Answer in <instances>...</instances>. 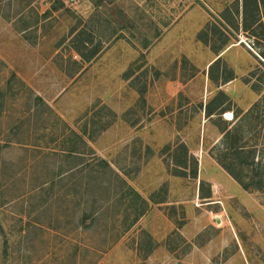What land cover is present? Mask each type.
<instances>
[{"label":"rangeland","instance_id":"rangeland-1","mask_svg":"<svg viewBox=\"0 0 264 264\" xmlns=\"http://www.w3.org/2000/svg\"><path fill=\"white\" fill-rule=\"evenodd\" d=\"M243 7L0 0V264H264V182L217 162L226 132L264 147Z\"/></svg>","mask_w":264,"mask_h":264},{"label":"trees","instance_id":"trees-1","mask_svg":"<svg viewBox=\"0 0 264 264\" xmlns=\"http://www.w3.org/2000/svg\"><path fill=\"white\" fill-rule=\"evenodd\" d=\"M262 8H264V0H244L242 28L245 31H247L252 25L251 18L250 19L248 18V12L254 11L256 14H259V11H261ZM252 18L254 19L253 21H255V23L258 24L257 18L255 17ZM219 59L220 58H218L215 61V63ZM15 79H16L15 76H13L12 80H10V83ZM260 89L261 87H259V90ZM261 104H263V102H257L256 104L253 105V107H251L247 111V115L250 116L251 120H254L256 118L255 112L259 111ZM212 114H213L212 111L206 110L207 116H211ZM259 126L257 124L256 129L252 127L248 132L250 135L252 134V137L255 140V143L252 144V146L250 147H248L249 145L247 144L246 141H244L246 135L242 133V130L240 132H238L237 130L226 132L224 135V142L222 143L220 154L217 159V162L220 164L222 169L226 171L244 190H248V189L259 190L262 188L261 182L262 181L264 182V147L262 148L260 161H258V163L255 164L253 160L254 155H256L257 153L256 147L258 145L257 143L258 139L260 138V133L256 131ZM252 167L254 168V170H256L255 175L258 179V182L256 183L252 178L250 181L246 180L248 176L243 175L244 172L243 169H250Z\"/></svg>","mask_w":264,"mask_h":264},{"label":"bare ground","instance_id":"bare-ground-1","mask_svg":"<svg viewBox=\"0 0 264 264\" xmlns=\"http://www.w3.org/2000/svg\"><path fill=\"white\" fill-rule=\"evenodd\" d=\"M225 117H226L227 120H231L232 119V114L231 113H227Z\"/></svg>","mask_w":264,"mask_h":264},{"label":"crops","instance_id":"crops-1","mask_svg":"<svg viewBox=\"0 0 264 264\" xmlns=\"http://www.w3.org/2000/svg\"><path fill=\"white\" fill-rule=\"evenodd\" d=\"M227 113H230V112H227ZM227 113H226V114H227ZM232 116H233V115H232Z\"/></svg>","mask_w":264,"mask_h":264}]
</instances>
